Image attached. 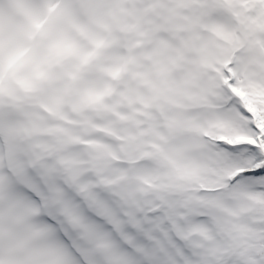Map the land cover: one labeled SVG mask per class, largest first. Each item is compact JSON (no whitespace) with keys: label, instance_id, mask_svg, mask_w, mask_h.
<instances>
[{"label":"snow or ice","instance_id":"1","mask_svg":"<svg viewBox=\"0 0 264 264\" xmlns=\"http://www.w3.org/2000/svg\"><path fill=\"white\" fill-rule=\"evenodd\" d=\"M0 264H264V0H0Z\"/></svg>","mask_w":264,"mask_h":264}]
</instances>
